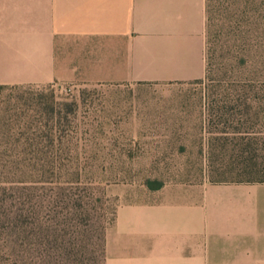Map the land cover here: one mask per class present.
I'll return each mask as SVG.
<instances>
[{
  "label": "rangeland",
  "instance_id": "374dc122",
  "mask_svg": "<svg viewBox=\"0 0 264 264\" xmlns=\"http://www.w3.org/2000/svg\"><path fill=\"white\" fill-rule=\"evenodd\" d=\"M204 56L187 80L0 85V264L136 256L162 212L198 227L205 186L264 181V0H207Z\"/></svg>",
  "mask_w": 264,
  "mask_h": 264
},
{
  "label": "crops",
  "instance_id": "0c3cea01",
  "mask_svg": "<svg viewBox=\"0 0 264 264\" xmlns=\"http://www.w3.org/2000/svg\"><path fill=\"white\" fill-rule=\"evenodd\" d=\"M206 27L207 0H0V85L200 78ZM190 207L158 214L136 256L110 244L107 264H264V182L205 186L194 229Z\"/></svg>",
  "mask_w": 264,
  "mask_h": 264
},
{
  "label": "trees",
  "instance_id": "16d2710c",
  "mask_svg": "<svg viewBox=\"0 0 264 264\" xmlns=\"http://www.w3.org/2000/svg\"><path fill=\"white\" fill-rule=\"evenodd\" d=\"M53 111H54V108H53ZM57 118V117H56ZM55 119V117H54ZM56 124H54V127H55ZM54 127L52 128V130L54 129ZM62 143V142H61ZM258 182H264V181H258Z\"/></svg>",
  "mask_w": 264,
  "mask_h": 264
}]
</instances>
